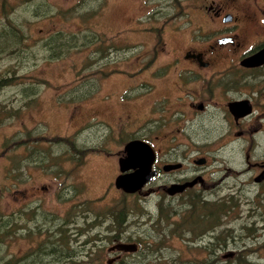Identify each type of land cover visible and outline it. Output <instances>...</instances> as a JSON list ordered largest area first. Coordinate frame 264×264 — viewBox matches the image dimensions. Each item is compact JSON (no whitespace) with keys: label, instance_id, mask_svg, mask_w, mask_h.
<instances>
[{"label":"rangeland","instance_id":"374dc122","mask_svg":"<svg viewBox=\"0 0 264 264\" xmlns=\"http://www.w3.org/2000/svg\"><path fill=\"white\" fill-rule=\"evenodd\" d=\"M138 7L135 2L120 6L117 0H0V20L22 22L27 45L14 60L7 55L14 51L9 44L2 48L9 52L0 53V78L19 79L0 87V104H6L12 113L0 124V211L18 220V232L7 234L4 247L0 244V254L5 250L6 260L69 264L62 262L67 254L79 264H107L110 260L111 245L106 242L111 243L106 237L113 233L107 232L113 220L108 211L117 209L114 206L118 204L116 194L109 190L118 169L113 156L139 131H105V123L114 128L126 114H148L152 100L164 95L167 84L153 81L156 88L146 95L142 88L140 98L133 99L138 93L133 72L138 58L140 63L158 65L167 57L159 55L153 60L146 52L150 41L131 36L128 42H141V50L126 47L120 51L118 58H124L125 71L108 76L111 71L105 65L115 68L117 49L114 46L107 53L93 34L116 37V32L126 31L133 24L131 20L141 15ZM96 9L98 14H94ZM59 32L68 38L73 34V47L58 52L59 46L51 53L46 45ZM161 32L170 44L181 43V39H166L168 29ZM57 41L66 43L60 37ZM81 42L88 47H80ZM32 85L34 89L29 90ZM90 90L94 93L80 100ZM126 90L124 98L130 96L132 104L122 102ZM15 109L17 115L12 111ZM202 123L207 127L208 118ZM145 132L150 133L146 136L154 145L158 144L156 136L168 135L167 131ZM184 133L188 143L203 146L210 160L223 162L221 178L225 177L232 189L218 200L120 199L119 205L129 212L128 223L122 227L124 240L128 237L126 244H135L137 251L113 264H197L206 260L220 264L236 262L238 257L264 264V183L253 181L264 161V131H248L245 139H237L235 131ZM67 138L74 139L78 150L85 153L54 144L55 139ZM177 138L185 141L184 136ZM33 142L39 145L34 153L17 148L22 143L29 148ZM206 202L212 206L201 205ZM212 215L217 219L207 220ZM61 228L67 248L60 251L58 245L53 250L43 241H51V237L59 241Z\"/></svg>","mask_w":264,"mask_h":264},{"label":"flooded vegetation","instance_id":"af4514ba","mask_svg":"<svg viewBox=\"0 0 264 264\" xmlns=\"http://www.w3.org/2000/svg\"><path fill=\"white\" fill-rule=\"evenodd\" d=\"M117 1L120 6L135 2L141 15L131 20L130 28L116 32L117 36L111 39L105 34H93L94 39L103 43L107 53L114 46L117 49L115 68L109 63L105 65L111 71L109 75H120L125 71L122 69L124 58H118L120 51L124 52L126 47L141 50V42H128V37L138 36L150 41L151 46L146 52L153 60L159 55L166 56L167 60L156 65L140 63L138 58L133 72L134 89L138 93L133 99L156 88L153 81L167 85L164 95L152 100L144 117L126 114L114 128L105 123V131H139L134 139L148 144L154 153L151 170L155 176L136 194L126 195L114 187V181L120 175L117 166L113 187L109 189L116 194V206L125 196L220 199L232 189L223 180L225 177L221 178L223 162L206 157L203 146L192 141L188 143L184 131H235L237 139H245L248 131H264V64L248 65L250 58L264 50V0ZM102 7L98 8L102 10ZM94 14H98L97 9ZM167 29L169 37L166 39H181L180 44H170L164 39L161 31L165 33ZM124 75L122 77H126ZM127 92L121 95L125 105L132 104L130 96L124 98ZM205 118L209 122L207 127L202 123ZM145 131H167L168 135L156 136L158 144L154 145L146 136L150 133ZM177 136H184L185 141H177ZM124 146L115 156L111 155L117 165L125 156ZM263 166L264 161L258 165L260 172ZM175 186L186 187L172 195L168 191ZM52 216L60 219L58 214ZM113 221L114 224L107 227V232H113L106 237L111 243L106 242L111 245L108 248L111 258L107 264L118 262L126 255L114 250L116 245L130 242L126 241L130 240L128 237L124 240L122 226Z\"/></svg>","mask_w":264,"mask_h":264},{"label":"trees","instance_id":"16d2710c","mask_svg":"<svg viewBox=\"0 0 264 264\" xmlns=\"http://www.w3.org/2000/svg\"><path fill=\"white\" fill-rule=\"evenodd\" d=\"M21 23L18 22V21H15V20H0V53L9 52V51H5L4 49H2L4 47V44H9V46L12 48V50L14 49V51H10L9 54H7V55L9 57H11L13 60L18 58V53H20L21 51L27 50V48H26L27 45H25L26 37L24 35V27H23V25ZM4 24H5V26H3ZM4 27H6L7 30H4ZM3 34H5V35H3ZM63 35L64 34L62 32H59L58 34H54L52 36V39L46 45L50 49L49 52L52 53V50L56 51V49L59 48V46H61V49L58 52H61V51H67L68 52V50L71 47H73L72 41L70 40V39H72V34L69 35V38L66 37L67 34H65V36H63ZM3 37H5V38H3ZM59 37H60V39H64V41L66 40V43L60 45L59 42L57 41L59 39ZM80 47H85L86 48V47H88V45L86 43H84V42H81V46ZM58 52H56L54 54H57ZM109 74L110 73L107 72V75H109ZM17 79L18 78L16 76H12V79L9 81L8 77H1L0 78V87L6 86L9 83L12 84ZM33 86H35V85H32L28 89L29 90H33L34 89ZM76 87H78V85ZM23 91L25 92L26 89L24 88ZM93 93H94V90H90L88 92H85L82 95V97L80 98V100H84V99L90 97ZM24 95H25V93H24ZM78 100H79V98L77 97L76 101H78ZM10 111H11V109H9L6 104L5 105L4 104H0V124L2 122H5L6 120H8V119H6V117H9L12 114ZM12 111L16 115L19 112L17 109L12 110ZM27 138L28 139L31 138V134L30 133H27ZM74 142H75V140L72 139V138H67L66 140H64V139H61V140L55 139L54 144L55 145H58V144L59 145H65L66 144L72 151L76 152L77 154H80V155L84 154L85 152L83 150H81V149L78 150V148H77V146H76V144ZM17 144L18 143H16L15 145L17 146ZM37 146L39 147L38 143L37 142L36 143L33 142V143H30L28 145L29 148H26L25 144L22 143L21 145L17 146V148H22V149L25 148V150L32 149V151H28L29 154H31V153H34V151L37 149ZM23 158H24V156L22 155V159ZM69 158H70V156H68V159ZM80 161L82 162V160H80ZM13 162H14V160H13V157H12L11 158V163L14 164ZM22 162L23 161H21V163ZM81 162H80V164H81ZM14 167H16V165ZM17 176H19V174ZM12 179H13V177L11 178V180ZM207 203H209V202H206L205 204H201V205H206L208 207L212 206V205H207ZM119 206H114L117 209H115V208L110 209L108 211V214H109V216H111L110 218L112 220L113 219L115 220V223H116L117 226H119V227L122 226L124 228V226L127 225L128 220H129V212L126 211L125 207H121L120 206V208H119ZM197 206L198 205H196V207ZM195 210L197 211V208H195ZM209 211L210 210H208V214H209ZM214 212L215 211H213L212 213H214ZM164 215H166V213H164ZM210 217H215V219H217V217L215 215H212V216L207 217V220ZM8 218H10V221H9ZM191 219L196 224L197 221L194 218H191ZM191 219H188V221L190 222ZM200 220H203V219L200 218ZM17 221H18L17 218L13 217L12 215H9V217H8V216H6L4 213H2L0 211V244H2L3 247L5 246L3 240L5 238H7V234H10V235L13 236L14 233L18 232V231L15 230ZM25 221L26 220L24 219V222L22 221V223L20 225L25 223ZM184 223H187V222L184 221ZM113 224H114V221H113ZM28 231H31V230L29 229ZM63 232H65L64 228H61L60 229V234L61 235L59 236V241L56 240V239H53L51 237V241H49V238H47V239H44L43 242L46 243V244H48L47 242H49V247L53 248V250L54 249H58L57 246L60 245V251H65L66 248H67V244L64 241L65 239H64V236H63ZM109 240H111V239L109 238ZM39 249L40 248L36 249V251L39 250ZM31 259L35 260L36 258L34 256H31ZM61 260H62V258H61ZM62 262H66V263L69 262V264L77 263L76 260L73 259V257L71 255L69 256V254H67V256H65V258H64V260ZM0 264H16V263H15V260L13 258L9 259V260H6V255H5V250H4L3 253L0 254ZM77 264H79V263H77ZM197 264H216V263L213 262V261H207L206 260V261H203V262H200V263H197ZM220 264H256V263H253L247 257H238L236 262L220 263Z\"/></svg>","mask_w":264,"mask_h":264},{"label":"water","instance_id":"95a60500","mask_svg":"<svg viewBox=\"0 0 264 264\" xmlns=\"http://www.w3.org/2000/svg\"><path fill=\"white\" fill-rule=\"evenodd\" d=\"M264 64V50L248 60L250 67H256ZM125 157L118 162L120 175L115 179V188L121 190L125 194L138 193L146 184H148L155 173L151 170L154 162V153L150 146L140 140H132L124 147ZM201 163V161H199ZM264 181L263 171L254 179V182L260 183ZM186 186L172 187L168 192L175 194L181 192ZM114 250L124 253H135L136 245L119 244Z\"/></svg>","mask_w":264,"mask_h":264},{"label":"bare ground","instance_id":"6f19581e","mask_svg":"<svg viewBox=\"0 0 264 264\" xmlns=\"http://www.w3.org/2000/svg\"><path fill=\"white\" fill-rule=\"evenodd\" d=\"M8 260V259H7Z\"/></svg>","mask_w":264,"mask_h":264}]
</instances>
